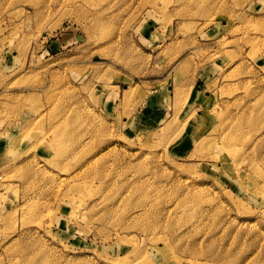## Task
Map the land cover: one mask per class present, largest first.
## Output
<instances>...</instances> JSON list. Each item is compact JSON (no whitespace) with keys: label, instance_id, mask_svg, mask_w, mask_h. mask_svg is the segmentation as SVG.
Wrapping results in <instances>:
<instances>
[{"label":"rangeland","instance_id":"374dc122","mask_svg":"<svg viewBox=\"0 0 264 264\" xmlns=\"http://www.w3.org/2000/svg\"><path fill=\"white\" fill-rule=\"evenodd\" d=\"M0 264H264V0H0Z\"/></svg>","mask_w":264,"mask_h":264},{"label":"bare ground","instance_id":"6f19581e","mask_svg":"<svg viewBox=\"0 0 264 264\" xmlns=\"http://www.w3.org/2000/svg\"><path fill=\"white\" fill-rule=\"evenodd\" d=\"M224 138H225L224 141H225V143H226V147H227L228 149H230V148L232 147V138H231L229 135H226ZM217 145H219V144H217ZM220 145H221V144H220ZM224 145H225V144H224ZM224 145H223V146H224ZM225 150H226V149H225ZM225 150H224V151H225ZM222 151H223V150H222ZM222 151H221V152H222ZM215 153H216V152H215ZM218 153H219V152H218ZM220 155H223V152H222V154H220V153L217 154V156H215V157H217V158L219 159ZM228 156H229V155H228ZM230 157H231V156H230ZM230 160H231V159H230ZM228 163H229V162H228ZM133 243H134V242H133Z\"/></svg>","mask_w":264,"mask_h":264}]
</instances>
